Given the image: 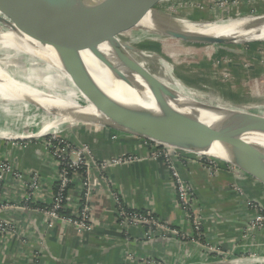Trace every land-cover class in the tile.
<instances>
[{"label":"crops","instance_id":"0c3cea01","mask_svg":"<svg viewBox=\"0 0 264 264\" xmlns=\"http://www.w3.org/2000/svg\"><path fill=\"white\" fill-rule=\"evenodd\" d=\"M113 133L89 127L62 133L73 141L88 143L98 159L129 153L141 156V160L112 166L104 174L94 170L90 198L81 195V184L75 181L61 217L53 219L38 210L51 203L59 179V165L47 151L46 136L22 143L0 142V162H9L22 174L15 177L9 173L4 181L1 198L6 207L0 211V220L8 224L9 230L0 233V264H149L166 261L169 256L189 258L192 264H200L203 254L188 244V237L181 238L156 227L150 230L149 225L122 223L117 218L112 197L115 190L122 193L130 208L154 212L162 223L188 235L192 231L179 207L180 200L165 162L153 160L141 139L114 137ZM194 158L178 160L177 167L205 213L206 239L212 243L225 236H240L253 213L231 188L243 189L248 200L254 199L264 209V186L249 176L235 177L223 163L219 165V175L213 177ZM30 172L39 175L40 188L33 197ZM85 204L91 209V229L79 230L65 218L75 216ZM260 235L264 238L263 230Z\"/></svg>","mask_w":264,"mask_h":264},{"label":"bare ground","instance_id":"6f19581e","mask_svg":"<svg viewBox=\"0 0 264 264\" xmlns=\"http://www.w3.org/2000/svg\"><path fill=\"white\" fill-rule=\"evenodd\" d=\"M94 12L100 16L104 15L114 24L140 28L153 39L163 37V42L166 43L171 39L183 41L172 37L171 34L195 36L196 33H217L246 39L264 38V14L232 17L220 23L218 21L192 23L164 11L141 12L124 9L119 2L113 1L78 11L81 24L91 35L121 51L123 48L120 47L119 42L131 44L95 25L91 20ZM48 21L61 50V61L73 59L72 64H86L91 72L89 75L94 76L99 83L89 79H77L74 82L67 73L60 70L59 61L54 55H52L53 62L47 59L48 46L43 44L38 31H33L32 26L9 24L14 28L15 33L8 38H0V116L4 124L0 127V136H8L13 132L21 134L22 124L19 122L23 117L29 116L24 113L31 111L32 115L36 113L38 116L39 110L43 109L39 120L31 126L32 132L29 135L23 134V137L61 134L64 130L78 124L101 129L104 126L95 121V118L106 116L119 123L125 122L129 128L148 136H155L159 138V143L172 149L181 148L198 156L207 155L189 145L185 137L183 121L174 110H157L153 104L143 101V98L124 86L117 85L118 80L109 73L107 68L101 67L102 63H113L111 58L75 37L71 29L55 15L48 16ZM125 53L148 78L157 82L163 79L157 76L156 70L152 71L145 64L142 56L134 51L129 53L125 51ZM173 55L168 53L171 58ZM91 83L94 85H87ZM85 89L89 92L84 91ZM178 94L197 105H203L200 99L189 92ZM80 99H83L84 103H89L87 99H90V107L83 104ZM256 111L255 114H258V109ZM261 115L264 116V110ZM212 130L222 141L264 162V134L255 138H241L219 128H212Z\"/></svg>","mask_w":264,"mask_h":264},{"label":"rangeland","instance_id":"374dc122","mask_svg":"<svg viewBox=\"0 0 264 264\" xmlns=\"http://www.w3.org/2000/svg\"><path fill=\"white\" fill-rule=\"evenodd\" d=\"M139 1L142 3L151 2L157 10L175 14L193 23L201 21L208 23H216L218 21L220 23L232 17H249L253 14H264V0ZM0 17V38H8L15 33L14 28L9 26V24L29 25L31 19L27 15L15 13L0 14ZM100 23L99 21L96 22L100 27L112 33L116 32L115 35L118 38L126 40L134 46L137 50L135 52L143 57L145 64L152 71L156 70L158 77L165 79L164 81L157 77L159 81L169 86L175 92L181 94L189 92L200 99L203 104L211 107L242 108L254 113L258 109V114L260 113V115L264 110V42H256V44H222L216 46L186 41L179 42L171 39L166 43L163 42V37L153 39L144 30L137 27L132 28L122 24L113 25L107 20H102ZM168 53H173V57H169ZM91 84L87 85H94ZM80 91L82 93V90ZM84 91L88 92L87 90ZM87 100L91 103L90 99ZM80 101L90 107V104L87 102L84 103L83 99H80ZM42 112L43 109H40L38 116L36 113L32 115L31 111L24 113L30 117L25 116L19 122L22 124V133L18 134L17 132H13L8 136L3 135L6 138L0 136V142L5 140L13 144L41 138H25L23 134L29 135L32 132L31 126L39 120L38 118ZM1 117L0 127L3 124ZM123 123L126 125L125 122ZM86 127L88 128L86 125L78 124L70 129L77 130ZM134 128L138 129V127ZM105 129L114 131L115 133L112 134L114 137H120L122 135L123 137L141 139L149 147V151H156L155 153H158V150H160V154L164 155V159L166 156L170 162H174L175 164L184 157H195L194 159H199L198 161L203 163L204 167L213 177L219 175L221 168H219V165L223 162H216L212 157L206 155L198 156L196 153L187 152L181 148L172 149L164 144L128 131L113 130L107 127L101 128L100 130L103 131ZM62 133L54 136H61L63 135ZM50 136L46 135V138ZM82 144L88 145V143L83 142ZM173 150L175 151L174 155L172 154ZM165 164L171 174L169 164L167 162ZM224 165L230 169L235 177L239 175V172L233 165ZM171 181L172 184L175 182L174 180ZM233 183H236V181ZM190 188H192L191 185ZM231 189L236 191V197L243 200L245 207L253 213L247 225L242 230L241 235L232 237L225 236L222 240L216 241L217 243L214 241L210 243L206 239V233L203 231L205 213L202 208H199L196 195L191 190L189 197L192 200L188 204V213L183 214L185 219L188 215L189 219H186V221H188L187 223L192 231L190 235L182 231V233H185L184 238L188 237L187 241L190 240L188 244H191L196 249L198 248L200 253L203 254V260L199 262L200 264H264V238L260 235L261 231H264V209L259 206L257 207L255 203H250L248 195L243 189ZM175 195L179 198L177 192H175ZM251 201L256 202L254 199ZM190 261L189 258L182 259L181 256H177V259H172L169 256L166 261H152L149 264H177L178 262L181 264H192Z\"/></svg>","mask_w":264,"mask_h":264},{"label":"water","instance_id":"95a60500","mask_svg":"<svg viewBox=\"0 0 264 264\" xmlns=\"http://www.w3.org/2000/svg\"><path fill=\"white\" fill-rule=\"evenodd\" d=\"M111 1L119 2L120 6L124 9L141 12H149L150 10L154 12L160 11L154 7L153 3H142L139 0H0V13H15L30 17V24L26 26H32L33 31L39 32L41 41L48 46L47 59L50 62H53L52 55H54L59 61L58 66L60 70L67 73L74 82L77 81V79H89L99 83L94 76L89 75L91 72L86 64H72L73 59L61 61V50L48 21V16L55 15L64 25L71 29L75 37L111 58L113 63H102L101 67L107 68L109 73L118 80L117 85L129 89L143 98V101L156 106L155 109L157 110H174L183 121L186 133L185 137L189 141L190 146L202 151L207 154L206 156L212 157L215 160L233 165L241 177L249 176L264 186V162L257 160L242 149L222 141L212 130V128H219L241 138L260 137L264 134V116L249 112L242 108L211 107L205 104L197 105L184 98L161 81L157 82L148 78L134 65L132 60L125 53V51L128 53L129 51H137L134 46L128 45L125 42H119L120 47L123 48L121 51L91 35L80 22L78 16V11L80 9L108 4ZM91 18L95 25H97V21H109L104 15L100 16L95 12L91 15ZM109 22L113 25H118V23L114 24L111 21ZM97 26L100 27L99 25ZM100 28L113 36L115 35V33L102 27ZM171 36L186 42L203 45L264 42V38L246 39L239 36L220 35L217 33H196L195 36L189 34H171ZM116 38L118 37L116 36ZM107 84L111 83L107 82ZM105 103L108 104V102ZM95 121L113 130L116 129L136 133L147 139L159 142V138L155 136H148L145 133L129 128L127 125L116 122L106 116H97ZM172 154H175L174 150Z\"/></svg>","mask_w":264,"mask_h":264},{"label":"built area","instance_id":"2783aa9c","mask_svg":"<svg viewBox=\"0 0 264 264\" xmlns=\"http://www.w3.org/2000/svg\"><path fill=\"white\" fill-rule=\"evenodd\" d=\"M47 140V151L57 161L59 165V179L57 188L53 194L52 201L49 205L38 208L47 218H60L61 212L65 207L66 202L69 200V190L71 185L75 181L80 182L81 195H85L86 198L90 196L89 188L91 186L90 179L94 170L100 174H104L112 166H121L130 163H135L141 160V156L136 154H121L114 156L110 159H98L93 154L90 146L87 144L78 143L72 141L68 136H54L46 138ZM154 150V149H153ZM156 151H149V155L153 160H164L169 164L171 171V177L173 185L178 193L180 200L179 207L183 213H188V204L190 199L189 194L192 190L190 185L185 181L181 175L177 164L170 162L166 156ZM215 160V159H214ZM218 162V160H215ZM221 162V161H220ZM175 164V165H174ZM227 164V163H224ZM81 170L83 172H81ZM12 173L15 177H22V174L16 171L13 166L6 161L0 162V211L6 207L3 204L1 195L3 193L4 181L7 174ZM30 195L33 197L39 190V175L37 172H30ZM31 196L27 197V201L31 199ZM112 197L116 204L117 218L122 223H130L132 225H149L150 230H154L153 227L165 229L169 234H174L179 237H185V233L169 227L167 224L162 223L154 212L145 213L141 210H136L127 206L124 202L122 193L119 190H115L112 193ZM90 198V197H89ZM250 203L256 204L254 201L249 200ZM261 208V207H260ZM91 209L88 205H84L78 209L75 216L65 218L66 222L76 226L79 230H89L91 225L89 223ZM187 215V214H186ZM186 219H189L188 215ZM188 222V221H187ZM9 230L8 224L0 220V233H5ZM193 236V235H192Z\"/></svg>","mask_w":264,"mask_h":264},{"label":"trees","instance_id":"16d2710c","mask_svg":"<svg viewBox=\"0 0 264 264\" xmlns=\"http://www.w3.org/2000/svg\"><path fill=\"white\" fill-rule=\"evenodd\" d=\"M254 44H256V43H254ZM81 172H83V171L81 170Z\"/></svg>","mask_w":264,"mask_h":264}]
</instances>
